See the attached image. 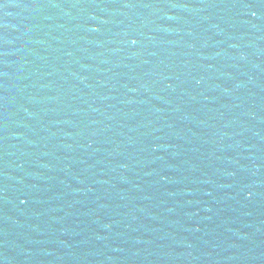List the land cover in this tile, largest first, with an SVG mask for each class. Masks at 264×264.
<instances>
[{"label": "water", "instance_id": "water-1", "mask_svg": "<svg viewBox=\"0 0 264 264\" xmlns=\"http://www.w3.org/2000/svg\"><path fill=\"white\" fill-rule=\"evenodd\" d=\"M0 264H264V0H0Z\"/></svg>", "mask_w": 264, "mask_h": 264}]
</instances>
